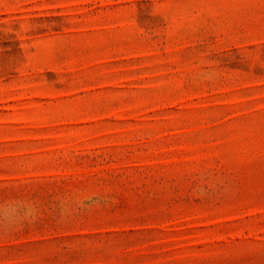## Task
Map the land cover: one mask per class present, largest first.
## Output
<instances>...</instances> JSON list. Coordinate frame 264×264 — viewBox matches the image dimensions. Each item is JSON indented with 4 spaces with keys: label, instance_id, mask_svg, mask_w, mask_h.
I'll return each mask as SVG.
<instances>
[{
    "label": "rangeland",
    "instance_id": "rangeland-1",
    "mask_svg": "<svg viewBox=\"0 0 264 264\" xmlns=\"http://www.w3.org/2000/svg\"><path fill=\"white\" fill-rule=\"evenodd\" d=\"M0 264H264V0H0Z\"/></svg>",
    "mask_w": 264,
    "mask_h": 264
}]
</instances>
